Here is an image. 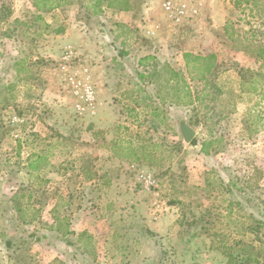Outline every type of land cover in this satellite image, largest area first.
I'll return each mask as SVG.
<instances>
[{
	"label": "rangeland",
	"instance_id": "374dc122",
	"mask_svg": "<svg viewBox=\"0 0 264 264\" xmlns=\"http://www.w3.org/2000/svg\"><path fill=\"white\" fill-rule=\"evenodd\" d=\"M126 1L140 28L116 27L112 13L122 10L107 0L101 15L95 0H71L42 13L44 21L35 20L33 0H0V264H264V226L255 223L264 224V103L239 75L260 64L235 47L264 46V0H172L187 7L178 22L165 0ZM45 22L64 33L47 32ZM140 42L160 55V68L184 74L194 107L180 79L179 91L170 89L166 68L144 92L128 83L149 56ZM121 51L131 55L107 77L99 55L111 67ZM185 52L215 56L206 88L201 71L191 79L177 58ZM86 71L96 87L115 78L114 89H102L117 106L118 123L106 131L111 149L89 141L98 107L86 105ZM182 123L196 145L184 141ZM205 142H213L210 155ZM71 227L91 232L68 237L84 255L57 240ZM47 244H59L60 257Z\"/></svg>",
	"mask_w": 264,
	"mask_h": 264
},
{
	"label": "trees",
	"instance_id": "16d2710c",
	"mask_svg": "<svg viewBox=\"0 0 264 264\" xmlns=\"http://www.w3.org/2000/svg\"><path fill=\"white\" fill-rule=\"evenodd\" d=\"M106 0H95V2L92 4L91 8L93 9V14L94 15H101L103 13L102 10V5L103 2ZM108 4L107 7L108 8H113L116 9V7H118L120 10L122 11H127L130 10L131 6L128 4V2L126 0H124L125 2H123L122 5H118L117 2L115 3L114 1H118V0H107ZM246 3L250 2V0H245ZM71 4V0H33V5L37 10V15L35 16V20H42L44 21V18L42 16V13H51L55 10H59L64 8L65 6ZM235 6L238 7L240 2L235 1L234 2ZM45 26V30L49 33H54V34H63L65 31V28L63 26H59L58 28L53 29L52 26L45 22L43 24ZM230 28L233 30L231 24H227L225 27V33L226 35H228L230 37L229 34V30ZM250 45V44H249ZM235 47L240 50V51H249L250 55L254 57V59L256 60L257 63L260 64V68L257 72H254L253 70L247 69V70H240L239 71V75L241 76V79L243 80V82L245 81L246 84H248L251 93L253 94H257L259 96V102L260 103H264V84L262 83V80L264 81V46H253V48L251 50L250 46H242V47H238L237 44H235ZM119 57H121V59H123L126 56V53L121 51L118 53ZM183 58L185 61V65L186 68L188 70V74L190 76L191 79L195 80V76H194V72L195 70L197 71H201V76L198 77V80L202 81L204 83L205 88L208 86L209 84V80H208V75L211 74V72L216 68V62H215V56L214 55H210V56H201V55H195L193 53L190 52H185L183 54ZM151 61V63L147 66H149L148 70H147V74H145V72H140L138 70H135V76H131L133 78V83L135 85H138L139 87V91L140 92H144V88L143 85L148 82V83H153V78L155 76H157L160 73V70L163 69H167L170 74H171V78L168 80V85L170 84V89L173 90V92H178V82L177 79H180L182 81V89L181 91H184L185 96L188 100H186L185 105H188L190 107H194L197 101V98L195 100V97L190 89V86L187 82V80H185V78H181L179 76V74L177 72H175V70H173L172 68H170V66H168L167 64L165 66H163L162 68H160V60H157L156 57H152L149 56L147 58H144V60L141 61L140 66H143V68L147 69V66L144 64V61ZM171 81H175L176 83L171 84ZM244 82V83H245ZM148 97V96H146ZM184 123H182L183 125ZM213 142H205L202 145V149L201 152L204 155H210L211 152L208 150V147H210V145ZM192 145H196V141H193L191 143ZM237 186H235L234 183L228 184V192L231 194H234V189ZM14 207H16V205H13ZM15 211L19 214L20 213V209L18 207H16ZM252 218V216H250ZM256 224H258L259 226H264L263 223L255 221ZM81 236H86L89 237L87 234H82ZM7 245L11 246L12 243L11 241H7ZM88 250H85V252L81 253L82 255H84L85 253H87ZM95 263H97L94 260Z\"/></svg>",
	"mask_w": 264,
	"mask_h": 264
},
{
	"label": "crops",
	"instance_id": "0c3cea01",
	"mask_svg": "<svg viewBox=\"0 0 264 264\" xmlns=\"http://www.w3.org/2000/svg\"><path fill=\"white\" fill-rule=\"evenodd\" d=\"M147 6L144 7V12L145 13H149L150 12V9L147 8ZM132 8H130L129 11H113L112 20L114 21V24L116 25V27H119V26L121 28H123V27L128 28L129 27L131 29H136V27H139V28L141 27L142 22H141L140 19H138V17L136 16V12H134ZM150 24H152V23H150ZM67 32H68V30H67ZM54 36L58 37V35H52V36H50V38L54 37ZM114 43H116V42H114ZM132 44H134L133 41H132ZM138 45H140L139 49L140 50L142 49V52H144L145 55L156 57L157 60L161 59L160 55L154 53V51H152L151 49H149L148 52H145V50H147V47H143V46H148V45H146L144 43H141V42L138 43ZM125 50L128 51L127 48ZM118 55L119 54H117L112 60L109 59L110 62L113 64L111 67H109V62H108L107 58H104L103 55H99V57L101 59L100 62H99V64H100L99 68L105 70V72L107 74V77H109L108 74L111 73L110 71H113V72L116 71V69H115L116 66L115 65L116 64L118 65V63L122 60L121 57H119ZM127 55H131V54L126 53V56ZM177 58L179 60H183L184 59L183 58V54H181ZM149 66H147V69L144 68V69L140 70L138 68L139 67V64H138L136 70H138L140 72H145V74H147V70H148ZM179 66H181L180 63H179ZM182 69H184V68H182ZM87 71L90 72V69L87 70ZM87 71H86V76H88V78H87V83L88 84H86L85 87H86V89L89 88V89L93 90V92L95 94V98L97 97L96 98V104L98 105V106L96 105V107H98L96 112L92 116H90L91 121H90V124H88V128H86V131L88 130V132H89L88 134L90 135L89 141L92 140L94 142H97V140H98V142H99L98 144H99L100 148L101 147H108L109 149H111L112 147L108 146V144H107L108 137H110V136H109V134L106 131H109L113 126L116 125V123H118V117H117V114H116V111H115L117 106L113 105V100H111V98L109 96L108 97L106 96L105 98L103 97V94H102L103 90L102 89L105 88L106 91L108 90V88L114 89L115 78L114 77H113L114 79H110L109 78L108 81L107 80L105 81V79H104V81H101L99 83V87L98 86L96 87L95 76H93V73L87 74ZM176 72L179 74L180 77L185 78L184 76H182L184 74H181L177 70H176ZM185 80H186V78H185ZM128 83H130L131 86L133 85V78L132 77L130 78V82H128ZM135 86H136V88L138 90V88H139L138 85H135ZM143 86L144 87H149V86H153V84H150V83L146 82ZM107 94H108V91H107ZM153 102L155 103L156 101L154 100ZM137 111H138V109L136 110V112ZM116 118H117V120H116ZM118 128L120 129L121 127L118 126ZM96 130L100 131L99 135H96V132H95ZM103 131H105V133H106V135L104 136L105 140L103 138ZM96 136L98 137V139L96 138ZM120 141L121 140H113L111 142V145L114 146V143H118ZM104 143H106V144H104ZM105 152H106V150L100 149V155L101 156L105 155L104 154ZM98 172H100V170H98ZM98 177H100V176H98ZM98 180H101V178H98ZM92 182H95V181H93V179L91 181H89V183H92ZM33 203L34 202H32V204ZM12 205H14V204H12ZM16 207H18V206H16ZM16 207L13 206V210L14 211H15ZM54 207L55 206H53L51 212H54ZM18 208L20 209V213H21V208L20 207H18ZM37 208H38V206H37V203H36L35 205H33V209L36 212H40V210L37 209ZM18 218L20 219V221H19L20 224L26 225L27 222L22 220L21 217H18ZM54 227L55 226H50V228L54 230L53 233L59 235L58 229H55ZM82 234H87L88 236H90V238L92 237L90 230H83V231L79 232L78 230H76V228H72L71 227V229L69 231H67V232H65L63 234V237L61 236V238H59V239L57 238V240H61L62 242H64V245L66 247L67 246L74 247V248H76V251L78 249L79 251H81V253H83V252H85V249L79 243L73 242L72 240L68 239L69 236H77L78 237V235H82ZM5 235L6 234H4V233L0 234V236H2V237H5ZM31 236H33V235L31 234L28 237H31ZM8 239L11 241V243H12L11 246L13 247V243H14L13 239L14 238L10 237ZM45 239H47V236H43L42 238H36V241L42 243V240H45ZM9 240H6V242L9 241ZM46 247L48 248L47 251L53 253L55 255V257L56 256L60 257L58 255V248L60 249L59 244L57 246H55L53 244H47Z\"/></svg>",
	"mask_w": 264,
	"mask_h": 264
},
{
	"label": "built area",
	"instance_id": "2783aa9c",
	"mask_svg": "<svg viewBox=\"0 0 264 264\" xmlns=\"http://www.w3.org/2000/svg\"><path fill=\"white\" fill-rule=\"evenodd\" d=\"M163 11L176 22L180 19L186 18L188 15L187 7L185 5L178 6L172 0H165L163 3ZM85 99L88 108L94 109L96 107V98L93 90L89 88L85 90Z\"/></svg>",
	"mask_w": 264,
	"mask_h": 264
},
{
	"label": "water",
	"instance_id": "95a60500",
	"mask_svg": "<svg viewBox=\"0 0 264 264\" xmlns=\"http://www.w3.org/2000/svg\"><path fill=\"white\" fill-rule=\"evenodd\" d=\"M181 134L186 143H191L193 138L196 135V132L193 128H191L188 124H183L180 128Z\"/></svg>",
	"mask_w": 264,
	"mask_h": 264
}]
</instances>
